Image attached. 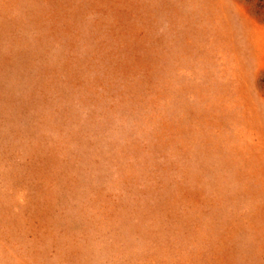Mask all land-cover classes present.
<instances>
[{"label": "rangeland", "instance_id": "374dc122", "mask_svg": "<svg viewBox=\"0 0 264 264\" xmlns=\"http://www.w3.org/2000/svg\"><path fill=\"white\" fill-rule=\"evenodd\" d=\"M0 264H264V0H0Z\"/></svg>", "mask_w": 264, "mask_h": 264}, {"label": "bare ground", "instance_id": "6f19581e", "mask_svg": "<svg viewBox=\"0 0 264 264\" xmlns=\"http://www.w3.org/2000/svg\"><path fill=\"white\" fill-rule=\"evenodd\" d=\"M74 218V217H73ZM69 223V222H68Z\"/></svg>", "mask_w": 264, "mask_h": 264}]
</instances>
